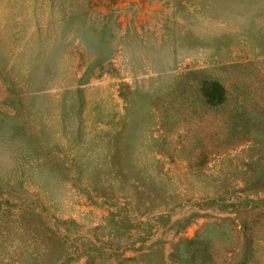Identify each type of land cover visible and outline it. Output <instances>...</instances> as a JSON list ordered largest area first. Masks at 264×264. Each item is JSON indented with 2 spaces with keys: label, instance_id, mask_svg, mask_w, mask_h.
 Returning a JSON list of instances; mask_svg holds the SVG:
<instances>
[{
  "label": "rangeland",
  "instance_id": "1",
  "mask_svg": "<svg viewBox=\"0 0 264 264\" xmlns=\"http://www.w3.org/2000/svg\"><path fill=\"white\" fill-rule=\"evenodd\" d=\"M0 264H264V0H0Z\"/></svg>",
  "mask_w": 264,
  "mask_h": 264
},
{
  "label": "trees",
  "instance_id": "2",
  "mask_svg": "<svg viewBox=\"0 0 264 264\" xmlns=\"http://www.w3.org/2000/svg\"><path fill=\"white\" fill-rule=\"evenodd\" d=\"M199 85L200 86L198 89L201 93V96L204 98L203 103L208 108L227 104L228 100L230 99L229 93L217 79L206 76L202 79ZM231 112V109H229L228 113Z\"/></svg>",
  "mask_w": 264,
  "mask_h": 264
}]
</instances>
